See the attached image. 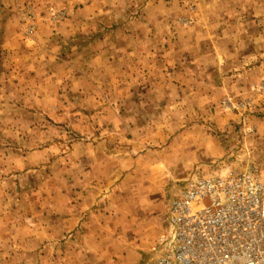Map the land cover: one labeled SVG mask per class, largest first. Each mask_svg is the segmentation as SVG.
I'll list each match as a JSON object with an SVG mask.
<instances>
[{"label":"crops","instance_id":"obj_1","mask_svg":"<svg viewBox=\"0 0 264 264\" xmlns=\"http://www.w3.org/2000/svg\"><path fill=\"white\" fill-rule=\"evenodd\" d=\"M8 1L0 0V103L17 109L20 94L46 110L61 90L42 80L105 71L110 153H93L99 158L91 161L86 152H70L79 160L55 168L42 161L39 170L50 175L35 185L29 174L37 158L50 160L48 151L0 152L20 174L0 182V264H141L159 235L164 169H214L211 163L243 151L231 134L243 120L227 113L224 101L229 111L242 102L260 111L251 118L261 138L264 0H28L38 31L25 43ZM50 9L66 10L68 18L50 28L43 23ZM191 15L192 24L178 21ZM163 123L172 130L164 148L157 134ZM132 126L154 127L155 134L137 140L126 134ZM148 139L158 148L149 150Z\"/></svg>","mask_w":264,"mask_h":264},{"label":"rangeland","instance_id":"obj_2","mask_svg":"<svg viewBox=\"0 0 264 264\" xmlns=\"http://www.w3.org/2000/svg\"><path fill=\"white\" fill-rule=\"evenodd\" d=\"M31 6L32 4H28V0H14L13 3L12 0H9L7 4V7L14 9L12 11L13 14L10 13V16L14 17L13 22L16 26L18 39L23 43L31 42L38 31L35 24L34 10ZM186 8L191 13L194 12L193 4L187 5ZM47 16V21L43 23H47L50 28H56L60 22L68 18L66 10L50 9L47 12ZM178 21L183 25L192 24L193 17L191 15L180 18ZM87 69H89V63L77 70L83 72ZM90 73L98 74L99 76L91 79L79 78L75 80L70 75L68 79L61 82L54 80L47 82L42 80V85L61 90L59 95L50 97L53 102L50 103L49 108L46 110L42 108L46 106L42 103L28 104V101L24 103L23 99L25 96H20V94V105L17 109L14 107L10 108L12 106L10 103H0V152L19 151L28 154L34 151L46 150L51 154L50 158L48 157L50 160H44L42 158L35 160L34 171L29 174L28 182H33V184L37 185L43 179H48L50 175L49 170L46 171L47 174L45 176L39 170V167H43L44 165L42 161L45 162L47 167L51 166V168H55L58 165H70L75 160H79L78 155H72L70 152H86L91 161H97L99 158L97 155H93V153H110V74L105 71H91ZM73 89L83 91L84 95L80 96L77 92L74 93ZM257 89L261 92L263 85H259ZM222 105L232 110L229 101H224ZM256 108L259 110V107ZM229 110L226 112L236 113L243 120V122L232 126L231 132L232 137H238V141H242L241 146L237 145L236 151H243L240 154H235L233 157L228 158L224 163L221 161L211 163L210 166H216L214 168L215 170L209 167V165L206 169L193 168L188 172L179 174L174 173L176 170L170 167L164 169L162 176L164 205L156 214L157 223L155 225L159 230V235L154 241L155 246L151 250L150 255L145 256L141 264H153L159 255L161 245L165 244V240L169 238V204L176 189L184 180L207 176L221 169L234 168L236 170H244L246 167L253 165L257 169V174L264 184V126L260 128L262 135L259 139L256 126L252 123L251 118L253 116L257 118L258 116L262 117V114L259 113L260 111L257 112L254 110V106L250 103L243 102L237 104L234 111ZM162 127V135L159 134V129L157 130V134L158 138L162 140L160 146L164 148L171 146L172 130L165 123H163ZM130 129L126 134L130 136L134 135L137 140L141 139L140 134L146 135L147 138H153L155 134L154 127L143 128L132 126ZM99 136L104 138L102 140L97 139ZM148 140L150 141V144H147L149 150L158 148V146H153L154 140ZM127 146L122 145L123 148ZM128 147L137 149V144L131 143ZM244 153H247L248 157H240ZM183 160L185 161V158ZM37 162H40V165ZM11 167L18 168L19 165L10 166L7 159L0 160V182L7 181L10 178H12L10 180H18L19 176L16 177V175L20 174L17 171L10 172L8 169ZM38 171L39 174H37ZM30 176L35 177V179L30 178ZM4 193L9 195V192Z\"/></svg>","mask_w":264,"mask_h":264},{"label":"built area","instance_id":"obj_3","mask_svg":"<svg viewBox=\"0 0 264 264\" xmlns=\"http://www.w3.org/2000/svg\"><path fill=\"white\" fill-rule=\"evenodd\" d=\"M168 226L153 264H264V184L257 169L184 180L170 201Z\"/></svg>","mask_w":264,"mask_h":264}]
</instances>
